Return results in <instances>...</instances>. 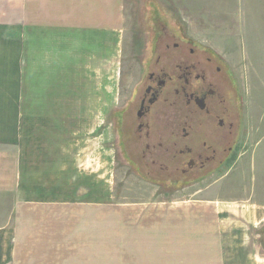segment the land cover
I'll return each mask as SVG.
<instances>
[{"label":"crops","instance_id":"crops-1","mask_svg":"<svg viewBox=\"0 0 264 264\" xmlns=\"http://www.w3.org/2000/svg\"><path fill=\"white\" fill-rule=\"evenodd\" d=\"M261 3L262 0H244L252 15L242 16L243 24L238 26L247 34L254 30L255 44H264L263 36L257 32L264 28ZM0 14H9L6 28L17 25L23 46L30 44V62L36 63L32 66L29 63V69L24 66L29 75L48 78L45 87H34L31 91L36 94L32 101L38 102L39 95L42 103L29 107L43 109L44 119H53L65 129L72 121L71 109L79 115V110L96 109L100 101L94 96L96 90L90 88L94 71L91 61L108 53L106 44L110 42L117 51L122 48V52L129 45L128 41L122 43L110 35L124 33L129 19L125 0H0ZM70 37L77 41L98 37L103 47L90 54L88 68L87 65L81 68L79 54L70 62L69 53L65 59L62 55L57 57L58 52L43 49L71 45ZM35 52L39 53L37 58ZM22 88L19 91L23 92ZM255 102L253 109L264 112V103ZM0 107L7 109L5 105ZM247 107L243 105L244 110ZM17 108L22 109L20 101ZM24 122L29 125L25 118H18L17 123L25 127ZM246 135L247 132L243 144ZM19 136L21 140L27 137L24 130ZM247 140L253 141L254 146L245 144L234 163L225 166L221 178L231 169L237 168L235 175H239V168H248L247 158L253 155L249 150L260 140L255 133L249 134ZM28 141L30 138L13 148L0 149V264H264L258 239L264 228V190L260 201L248 197L226 201L214 193L210 195L209 186L204 196L178 197L146 207L129 206V212L103 213L102 202L96 197L81 195L70 200L77 188L89 189L86 180L78 178L81 173L90 171L96 182L100 163L85 168L77 160L70 169L69 164L61 161L50 167L45 155L48 146L30 145ZM80 166L82 169L76 171ZM44 168L61 169L43 172ZM43 173L46 179L42 178ZM75 204L79 206L73 207ZM72 237L78 243L76 251L86 261L54 260V255L52 260H38L35 254L28 256V261L22 260L23 251H53L49 247L54 245H61L62 252H70V245L75 243L71 242ZM39 247L43 249L38 250Z\"/></svg>","mask_w":264,"mask_h":264},{"label":"rangeland","instance_id":"rangeland-1","mask_svg":"<svg viewBox=\"0 0 264 264\" xmlns=\"http://www.w3.org/2000/svg\"><path fill=\"white\" fill-rule=\"evenodd\" d=\"M152 3L153 7L161 9V14L164 12L173 17L188 37L223 58L238 82L242 105L247 104L248 106L245 110L243 109L246 122L244 119L242 120L240 142L229 161L223 166L224 168H218L217 171L198 183L184 185L183 188L164 190L159 188L156 183L137 178L131 174L130 168L123 166L126 163L111 140L112 119L110 116L106 119V116L128 102L129 90L137 81L139 59L144 45L142 22L144 23L146 11L153 12L147 8L145 0H125L129 19L125 25L124 33L110 35L111 39L122 41V43L124 40L129 42V45L127 43L125 47L126 52L124 47L123 52L122 48L117 51L116 46L110 45V42L106 44L108 53L93 58L91 62L94 65V71L90 88L96 90L94 96L98 97L100 102L98 106L96 105V109L79 110L80 115L77 110L71 109L70 120L72 119V121L67 129H65L66 126L58 124L53 119L52 121L49 118L44 119L43 109L36 110L29 107L42 103L39 95L38 102L32 101L36 98V94L31 91H34V87H45L48 78L42 77L41 74L36 77L29 75L24 66L29 69V63L31 64L30 44L27 43L24 47L23 36L17 29V25L12 23V29H7L9 24L5 20L9 14H0V106H7V109L0 107V149L13 148L16 144H20L22 141L26 142L30 138L28 141L29 144L31 143L30 145L48 146L45 155L50 167L58 165L61 161L64 165L69 164L70 169H73L72 166L76 165L77 160V163L85 168L93 166V163H100L101 168H97L100 170L96 173V182H93L94 174L90 171L86 174L81 173L78 177L86 180V186H89L90 190L77 188L70 200L73 201L74 197L81 195L96 197L102 202L103 213L129 212V206L146 207L149 204L171 201L178 197L204 196L205 188L209 186L210 195L214 193L215 196L226 201L243 197H248L252 201H260L261 192L264 190V121L261 120L264 119V112L258 113L259 110L253 109V106L256 104L255 101L264 103V44L253 43V29L249 30L250 34L245 33L246 30L243 28L238 29V26L243 24L241 17L252 15L247 10L251 7L245 6L244 0H152ZM261 6L264 7V0H262ZM171 20L173 19L171 18ZM257 32L258 36L262 35L264 39V28ZM246 36L249 38L247 39ZM70 40L72 41L71 45L45 46L43 49L44 51L49 49L58 52L55 55L59 58L61 55L65 57V54L69 53L70 62L79 54L80 60L82 59L81 68L82 66L86 68V65L88 68L90 54L94 53L97 48L103 47L100 45L98 37L88 38L84 41H77L70 37ZM122 43L119 46H122ZM34 55V58H37L39 53L35 52ZM35 63L33 62L31 66ZM81 79H85V76ZM21 87H23V92L19 91ZM18 101L22 104V109L17 108ZM14 104L16 108H9ZM19 117L25 118L31 126L29 127L27 122H24L25 127L17 123ZM21 130H24L27 136L24 140H21L19 136ZM245 132L247 135L243 144L242 138L244 139ZM254 133L260 141L255 148L249 150L253 155L247 158V160L249 159L248 168H239L241 172L239 175H235L237 168L231 169L224 178H221L224 170L227 169L225 166L234 163L243 151L245 144L250 148L254 146L253 141L247 140L249 134ZM251 138L256 139L254 136ZM44 139L47 140L43 141ZM44 163L43 158L42 164ZM249 164L255 167L250 168ZM81 166L76 171L82 169ZM50 169H55L57 172L61 168H44L43 172ZM42 178L46 179L47 175L43 173ZM236 178H238L237 181H235ZM89 182L91 184H88ZM92 184H95L96 188ZM85 199L79 200L78 204H81ZM46 200L48 198H44V201ZM78 204L73 207L79 206ZM73 238H70L71 242L76 241V238ZM76 247H78V243L75 242L70 245V252H62L61 245L49 247L53 251H29L28 253L23 251L22 260L28 261V256L32 257L35 254L38 260H52L54 255V260L86 261L83 255L76 251ZM58 249L59 252L56 251ZM263 255L264 245L262 249L264 259Z\"/></svg>","mask_w":264,"mask_h":264},{"label":"flooded vegetation","instance_id":"flooded-vegetation-1","mask_svg":"<svg viewBox=\"0 0 264 264\" xmlns=\"http://www.w3.org/2000/svg\"><path fill=\"white\" fill-rule=\"evenodd\" d=\"M148 9L139 75L116 113V128L112 119L111 140L131 174L161 189L183 188L222 168L235 152L241 92L223 58L160 8ZM260 233L263 249L264 228Z\"/></svg>","mask_w":264,"mask_h":264},{"label":"trees","instance_id":"trees-1","mask_svg":"<svg viewBox=\"0 0 264 264\" xmlns=\"http://www.w3.org/2000/svg\"><path fill=\"white\" fill-rule=\"evenodd\" d=\"M146 6H147V8H149V7H152L153 6V3H152V0H150V1H146ZM119 108H116L115 110H113L108 116H106V119L110 116V118L111 119H115L116 118V113L117 112H119ZM114 124H115V128L117 127V118L114 120ZM164 190H166V189H164Z\"/></svg>","mask_w":264,"mask_h":264}]
</instances>
